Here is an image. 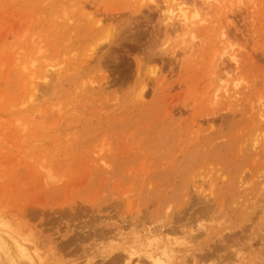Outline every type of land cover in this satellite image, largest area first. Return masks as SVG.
I'll use <instances>...</instances> for the list:
<instances>
[{
	"label": "rangeland",
	"instance_id": "1",
	"mask_svg": "<svg viewBox=\"0 0 264 264\" xmlns=\"http://www.w3.org/2000/svg\"><path fill=\"white\" fill-rule=\"evenodd\" d=\"M140 242L264 264V0H0V264Z\"/></svg>",
	"mask_w": 264,
	"mask_h": 264
},
{
	"label": "bare ground",
	"instance_id": "2",
	"mask_svg": "<svg viewBox=\"0 0 264 264\" xmlns=\"http://www.w3.org/2000/svg\"><path fill=\"white\" fill-rule=\"evenodd\" d=\"M161 12L164 14L166 19L173 21V22H176L177 25L181 29H183V31H184L183 34L190 32V30L192 29V25H193L192 20H191L192 16L189 15V12L185 7L178 5L175 8H171V7L165 5V6H162ZM228 57H229V60H231L233 63L237 62V59L233 54H229ZM140 244L142 247L140 246ZM140 244H138L137 246H139L141 248L144 247L145 251H142V250L141 251L143 252L144 257L149 260L148 262L150 264H172L171 263L172 262L171 255H169V253H167L169 251L166 252L165 249H164L165 251L163 249H162V251H158L156 248H151L153 246H151L150 242L145 243V244H142V242H140ZM16 246L19 248L18 251L21 255L25 253V250H26L25 248H23L19 244ZM145 248H148V249L146 250ZM164 248H165V246H164ZM141 251H136V252L141 253ZM133 252H135V250ZM133 252H131V253L129 252V254H128L129 256H127V258H130V254H132V255L136 254Z\"/></svg>",
	"mask_w": 264,
	"mask_h": 264
}]
</instances>
